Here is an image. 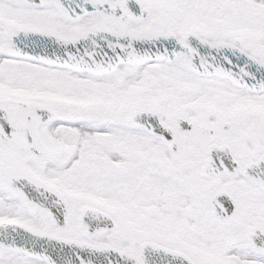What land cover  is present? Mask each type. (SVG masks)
Returning <instances> with one entry per match:
<instances>
[{
  "label": "snow or ice",
  "instance_id": "obj_1",
  "mask_svg": "<svg viewBox=\"0 0 264 264\" xmlns=\"http://www.w3.org/2000/svg\"><path fill=\"white\" fill-rule=\"evenodd\" d=\"M0 264H264V0H0Z\"/></svg>",
  "mask_w": 264,
  "mask_h": 264
}]
</instances>
